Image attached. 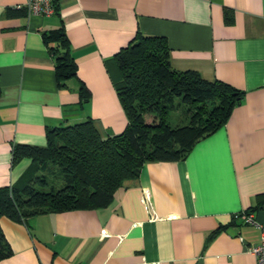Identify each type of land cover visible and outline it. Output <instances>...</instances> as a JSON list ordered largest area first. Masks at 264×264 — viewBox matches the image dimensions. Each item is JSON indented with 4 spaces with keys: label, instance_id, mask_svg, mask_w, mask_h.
<instances>
[{
    "label": "crops",
    "instance_id": "0c3cea01",
    "mask_svg": "<svg viewBox=\"0 0 264 264\" xmlns=\"http://www.w3.org/2000/svg\"><path fill=\"white\" fill-rule=\"evenodd\" d=\"M56 1V15L38 16L25 0H0V188L31 168L11 161L12 147L44 148L47 128L91 119L102 136L124 129L109 63L136 31L165 39L173 70L243 97L182 160L145 163L105 208L1 216L10 255L0 264H256L247 250L259 232L232 215L264 222V0ZM59 27L76 65L60 88L41 39Z\"/></svg>",
    "mask_w": 264,
    "mask_h": 264
},
{
    "label": "trees",
    "instance_id": "16d2710c",
    "mask_svg": "<svg viewBox=\"0 0 264 264\" xmlns=\"http://www.w3.org/2000/svg\"><path fill=\"white\" fill-rule=\"evenodd\" d=\"M52 2L56 15L57 1ZM41 39L53 60L56 85L60 88L76 79V65L62 27L43 33ZM109 70L126 119L124 129L102 136L95 123L86 119L45 129L44 148L14 145L11 161L28 158L31 168L19 186L0 188V217L21 221L105 208L117 189L138 177L145 163L182 160L197 141L225 124L243 97L241 91L220 81L173 70L165 39L137 31L112 56ZM77 94L80 103L89 97L80 81ZM175 111L182 124L172 127L167 116ZM50 170L58 172L57 188L47 180ZM9 255L0 230V260Z\"/></svg>",
    "mask_w": 264,
    "mask_h": 264
},
{
    "label": "built area",
    "instance_id": "2783aa9c",
    "mask_svg": "<svg viewBox=\"0 0 264 264\" xmlns=\"http://www.w3.org/2000/svg\"><path fill=\"white\" fill-rule=\"evenodd\" d=\"M53 0H25L24 9L29 15L49 16L53 14ZM233 220L251 226L258 230V242L248 248V253L253 256L256 264H264V222L255 221L249 213L240 211L232 215Z\"/></svg>",
    "mask_w": 264,
    "mask_h": 264
},
{
    "label": "rangeland",
    "instance_id": "374dc122",
    "mask_svg": "<svg viewBox=\"0 0 264 264\" xmlns=\"http://www.w3.org/2000/svg\"><path fill=\"white\" fill-rule=\"evenodd\" d=\"M182 121L179 120V111H175V112H171L168 114L167 116V123L174 127V126H178L181 125ZM47 180L50 184V186L57 188L59 186V180H58V172L57 171H53L52 174L47 175ZM49 186V187H50ZM38 190V187H36Z\"/></svg>",
    "mask_w": 264,
    "mask_h": 264
}]
</instances>
